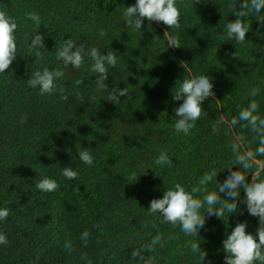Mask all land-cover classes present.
Wrapping results in <instances>:
<instances>
[{"label": "trees", "instance_id": "obj_1", "mask_svg": "<svg viewBox=\"0 0 264 264\" xmlns=\"http://www.w3.org/2000/svg\"><path fill=\"white\" fill-rule=\"evenodd\" d=\"M134 3L0 0V12L17 23V57L0 73V208L9 212L0 221L7 240L0 264H225L223 240L237 224L256 234L259 218L248 213L244 188L232 200L218 186L232 172L264 182V9L256 14L251 0H176L178 27L145 18L136 29L124 18ZM30 14L39 15L38 28ZM237 18L248 28L244 42L227 34ZM166 31L179 48L169 47ZM35 33L39 49L30 46ZM68 40L72 51L83 49L79 68L58 59ZM93 48L116 57L106 78L93 71ZM45 68L63 75L41 95L28 80ZM192 76L209 77L213 95L185 134L175 128L183 101L174 96ZM115 89L125 94L113 99ZM85 148L92 165L79 161ZM161 154L170 164L156 163ZM64 167L77 178L66 179ZM45 177L57 181L55 191L36 187ZM177 184L201 201L215 193L223 215H208L205 204L195 236L148 209Z\"/></svg>", "mask_w": 264, "mask_h": 264}, {"label": "clouds", "instance_id": "obj_2", "mask_svg": "<svg viewBox=\"0 0 264 264\" xmlns=\"http://www.w3.org/2000/svg\"><path fill=\"white\" fill-rule=\"evenodd\" d=\"M199 2V0H197ZM248 3H241V8H248ZM251 7L256 14H259L264 9V0H251ZM244 13L238 12L237 17ZM180 12L176 6V0H135V3L126 7L124 12L125 22L128 26L134 25L136 29H142L144 19L147 18L150 22L163 23L164 25L179 26ZM37 28L40 26V17L37 14H30L28 17ZM17 23L15 20L4 12H0V73H4L9 69L10 65L17 57V45L15 31ZM226 30L229 38H235L239 42L245 41V35L248 28L236 19L233 22L226 24ZM103 35V33H101ZM164 36L168 39L169 47L179 48L178 38L171 35L170 31H166ZM30 46L34 49H39L43 46V37L36 34L30 41ZM74 43L68 40L64 43L62 49L58 52V59L62 60L64 65L69 63L76 68H79L84 62L83 49L77 48L72 51ZM168 47V48H169ZM91 57L95 63L93 71L102 74L106 78V64L115 65L117 60L112 52L107 56L98 55L95 48L91 50ZM185 70V69H184ZM190 71V69L188 70ZM63 73L59 71H50L45 68L43 71H36L28 80L29 86L39 88L40 94H51L56 90V81ZM213 83L207 76H192L189 79H184L180 85L178 93L174 96L176 101H183L175 109V116L178 117L175 128L178 132L182 131L185 134L193 126L201 115V104L205 98L213 95ZM124 90L115 89L113 99L124 95ZM191 122V123H189ZM264 153V149H259ZM79 161L84 164L92 165L93 157L85 148L77 152ZM248 158L252 159V154H248ZM157 164H170L167 156L161 154L156 161ZM248 167L247 164L244 165ZM62 175L68 180H75L78 173L71 167H64ZM215 173L206 175L201 180V184L210 182ZM36 187L43 192H53L58 188L55 179L45 177ZM243 187L246 193L247 211L251 216L259 218V227L255 235L246 232V223L237 224L226 239L223 240V248L227 255L225 256V264H255L259 261L264 264V182L246 183V178L239 172H232L229 177L218 186V192L226 194L230 199L235 200L238 196L239 189ZM195 191V190H193ZM219 201V197L215 193L208 194L203 201L194 199L193 194L186 191L180 184L175 185L174 189L166 190L162 198L153 199L148 209L153 213L161 215L165 221L176 224L179 223L182 231L186 235H197L199 229L204 227L205 217H201L200 209L206 204L208 215L221 217L223 212L215 208ZM236 203H225L224 209L229 214L236 211ZM9 215L8 209L0 208V221L5 220ZM6 237L0 234V244L6 243ZM194 253L200 250L197 244L191 245ZM206 253L200 256L202 261L205 260Z\"/></svg>", "mask_w": 264, "mask_h": 264}, {"label": "rangeland", "instance_id": "obj_3", "mask_svg": "<svg viewBox=\"0 0 264 264\" xmlns=\"http://www.w3.org/2000/svg\"><path fill=\"white\" fill-rule=\"evenodd\" d=\"M3 197H0V206H1V204L3 203Z\"/></svg>", "mask_w": 264, "mask_h": 264}, {"label": "water", "instance_id": "obj_4", "mask_svg": "<svg viewBox=\"0 0 264 264\" xmlns=\"http://www.w3.org/2000/svg\"><path fill=\"white\" fill-rule=\"evenodd\" d=\"M256 162H257L258 164H260L259 161H256Z\"/></svg>", "mask_w": 264, "mask_h": 264}]
</instances>
